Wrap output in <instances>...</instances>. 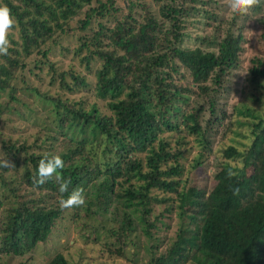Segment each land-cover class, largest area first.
<instances>
[{"label": "trees", "instance_id": "trees-1", "mask_svg": "<svg viewBox=\"0 0 264 264\" xmlns=\"http://www.w3.org/2000/svg\"><path fill=\"white\" fill-rule=\"evenodd\" d=\"M197 2L207 6L209 0H0L14 20L9 54L0 56V83L24 67L18 61L21 53L23 59L34 51L45 58L49 50L41 47L47 41L76 33L73 55L86 70L91 61L97 62L93 93L110 113H100L94 104L44 95L64 150L38 153L24 139L2 142L4 159L15 167L0 168V256L40 252L45 259L48 248L53 253L46 263L28 258L27 264H82L80 259L87 260L84 252L97 248L120 255L97 240L100 229L93 217L99 219L101 206L103 212L110 205L121 211L108 233L122 251L128 235L136 231L135 221L144 224L148 211L139 218L135 212L155 202L166 212L176 210L179 228L162 249L158 238L145 230L154 225L141 227L151 239L144 246L149 257L141 264H264V60L251 58L247 69L245 82L255 94L236 102L228 114L217 112L221 78L236 63L241 35L232 36L229 27L219 39L214 29L204 49L181 48V23L197 13L192 6ZM260 3L248 13L264 14ZM239 16L248 23L247 14ZM257 21L264 41V15ZM258 50L263 52L264 45ZM69 77L87 87L79 73L69 72ZM59 81L73 90L63 75ZM205 100L209 118L204 117ZM163 134L170 137L165 140ZM188 142L196 152L182 162L183 154L176 149ZM100 147L99 155L106 160L91 161L93 148ZM48 154L64 161L61 175L71 180L64 197L74 188L83 189L85 205L61 210L55 177L36 182L39 161ZM203 166L210 176L200 177L212 180L210 186L190 180ZM94 202L97 207L91 211ZM66 223L78 228L75 243L82 247L60 243ZM130 245L135 247L134 242Z\"/></svg>", "mask_w": 264, "mask_h": 264}, {"label": "rangeland", "instance_id": "rangeland-1", "mask_svg": "<svg viewBox=\"0 0 264 264\" xmlns=\"http://www.w3.org/2000/svg\"><path fill=\"white\" fill-rule=\"evenodd\" d=\"M260 2L261 9L264 11V0H260ZM192 6L198 8L197 13H192L181 23V30H179L183 35L182 41L179 44L181 48L186 49L199 46L204 49L211 36L213 37L214 29L215 35L219 39H222V35L229 27V32L232 36H236L237 34L241 35V40H239V55L234 66L227 69L221 78L220 86L222 89H220L222 95L218 99V105H216L217 112L224 109L226 110L225 113L228 114L231 111L230 108L232 105L236 102L245 100L250 93H254V91L249 92L247 89H243L242 85L246 84L245 80L248 76L247 69L250 65V59L253 57H260L264 60V51L260 52L258 50L259 46L264 45V41L260 38L262 27L257 21V18L262 17L264 14L254 15L247 13L249 16V21L247 23L241 16L232 13L228 9L227 0H209L207 6H202L197 2ZM86 8L87 7L81 12H84ZM205 9L206 12L204 11ZM80 15L82 16V13ZM167 28L168 27H166V29ZM14 36L16 35L14 34ZM206 39L208 40L205 41ZM55 41V43L47 41L41 47L42 49L49 50L45 58H42L40 54L34 51L27 58L23 59V54L21 53L18 56V61L23 64L24 67L16 68L9 81H6L5 84L0 83V86L3 87V89H0V160H4V151L1 149L2 142L8 145V143L20 142L24 139L27 146H31L32 149L36 148L38 153H44L49 150L54 151L55 149L58 151L64 150L60 148L63 139L59 133L56 134L57 130L55 127L57 126V122L54 117L52 105L43 101L44 99L42 97L44 95L52 98L57 97L61 100L78 101L84 106L94 104L100 113L110 115L109 111L104 106V102L97 99L93 93V71L98 65L97 62L91 61L89 64L90 68L86 70L83 64H79L78 59L73 55L74 48L77 47L76 33H74L73 36L60 35ZM208 47L212 51L216 50L214 46L208 45ZM47 64L52 65L54 72L48 70ZM69 72L82 75L87 87H82L73 83L69 77ZM60 75H63L64 82L73 89L72 91H67L60 85ZM52 77L54 78L53 80ZM187 80L189 81V78ZM8 82H10L9 88L6 87ZM208 96L211 97V94ZM207 101L208 100H205L202 103L205 110V118H209L207 109L209 101ZM77 107L79 106L74 105V108ZM232 119H234V117H232ZM52 135H55V141L51 139ZM166 135L167 134H163L161 136L166 140V138L170 137ZM16 146H18V143H16ZM169 146L175 149L174 144L169 143ZM101 149L102 147L93 148V152H95L96 155H91V161L103 163L106 160L105 157L99 155ZM176 150L182 152L184 158L182 162L190 160L194 152H196L190 149L189 142L177 147ZM105 155L107 154L105 153ZM209 158L211 159V157ZM200 174L202 177H207L210 176V171L203 166L198 169L197 174H195L194 177L196 179H189L192 181L195 180V182L205 181L207 186L212 185V180L209 178L203 179L200 177ZM199 177L200 179H197ZM160 196L165 197V195L161 194ZM166 196L173 197L172 194H166ZM172 205L173 207L176 206L174 202ZM96 207L97 204L94 202L91 206V211L96 210ZM102 208L103 206H101L99 213L96 214L99 216V219L97 220L96 217H93V224L99 226L100 229L96 234V238L99 242H106L110 251L119 250L120 255L115 256L114 253L110 255L103 254L100 252L101 249L97 248L95 253L91 250L90 252H84V256L87 260L85 258L80 259L82 264H130V260H135L141 264L149 257V254L144 250V246H147V243H149L151 239H147L142 233V229H145L147 224L154 225V229H148L147 227L145 230L149 231L151 238H158L157 240L161 244L162 249H165L166 245L172 243L173 237L179 228V221L175 216V209L171 212H166L164 211V205H157V203L151 202L149 205L146 204L144 209H138V211L135 212L134 217L139 218L143 216L144 211H148L143 216L145 223L140 224L141 221H135L138 223V225L135 226L136 231L128 235L126 238L127 243L121 251V243L113 237H110L108 233V228L117 226V223H114L113 220L121 217V211L114 209L111 205L107 212H103ZM187 209L188 207L185 206V210ZM103 224H105V226ZM64 227L67 228V232L65 236L62 237L63 239L60 243L82 247L80 242L75 243L78 228L70 223L61 226V228ZM133 242L135 243V247L130 245L133 244ZM57 250L61 252L62 248L58 246ZM66 252L67 251H64L63 255L66 254ZM39 253L40 252L25 254L21 257L12 255L0 256V264H27L28 258H31L32 262L46 263L53 252L50 253V250L46 248L44 254L46 255L45 259H43ZM75 257L77 258L76 254Z\"/></svg>", "mask_w": 264, "mask_h": 264}, {"label": "clouds", "instance_id": "clouds-1", "mask_svg": "<svg viewBox=\"0 0 264 264\" xmlns=\"http://www.w3.org/2000/svg\"><path fill=\"white\" fill-rule=\"evenodd\" d=\"M260 0H227L228 9L237 15L247 14L248 11L258 5ZM14 27V20L10 14V10L6 7H0V56H6L9 54L10 41L8 39L9 31ZM245 85L246 87H244ZM243 89H247L249 92L253 91L249 84H243ZM255 94L250 93L252 97ZM15 165L8 159L0 160V168H12ZM64 168V161L59 155L48 154L45 155L38 164L37 167V179L38 184H44L47 180L55 177L59 187L58 191L61 194L58 200L59 207L61 210L70 209L73 207H79L85 204V196L83 189L74 188L67 196L64 197L65 193L69 192V186L71 184L70 179H65L61 175V170ZM232 172L228 173L229 178L232 176ZM239 189H236L234 194H238Z\"/></svg>", "mask_w": 264, "mask_h": 264}]
</instances>
